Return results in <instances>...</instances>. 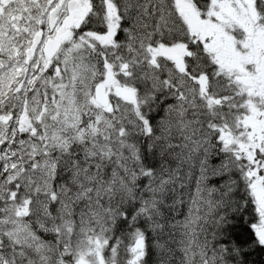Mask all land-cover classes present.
I'll list each match as a JSON object with an SVG mask.
<instances>
[{"label": "snow or ice", "instance_id": "snow-or-ice-1", "mask_svg": "<svg viewBox=\"0 0 264 264\" xmlns=\"http://www.w3.org/2000/svg\"><path fill=\"white\" fill-rule=\"evenodd\" d=\"M0 264H264V0H0Z\"/></svg>", "mask_w": 264, "mask_h": 264}]
</instances>
